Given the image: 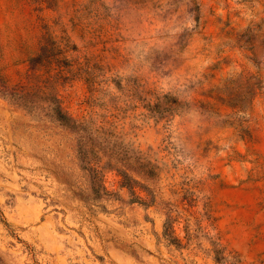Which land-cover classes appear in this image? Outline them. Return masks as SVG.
<instances>
[{
    "label": "rangeland",
    "instance_id": "374dc122",
    "mask_svg": "<svg viewBox=\"0 0 264 264\" xmlns=\"http://www.w3.org/2000/svg\"><path fill=\"white\" fill-rule=\"evenodd\" d=\"M0 264H264V0H0Z\"/></svg>",
    "mask_w": 264,
    "mask_h": 264
}]
</instances>
